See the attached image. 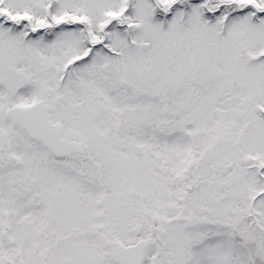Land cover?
I'll return each mask as SVG.
<instances>
[{
	"label": "snow or ice",
	"instance_id": "1",
	"mask_svg": "<svg viewBox=\"0 0 264 264\" xmlns=\"http://www.w3.org/2000/svg\"><path fill=\"white\" fill-rule=\"evenodd\" d=\"M0 264H264V0H0Z\"/></svg>",
	"mask_w": 264,
	"mask_h": 264
}]
</instances>
